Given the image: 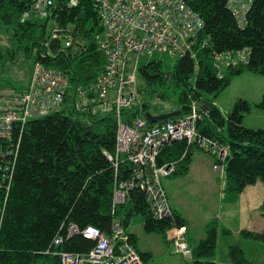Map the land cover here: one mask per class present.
<instances>
[{
	"label": "trees",
	"instance_id": "obj_1",
	"mask_svg": "<svg viewBox=\"0 0 264 264\" xmlns=\"http://www.w3.org/2000/svg\"><path fill=\"white\" fill-rule=\"evenodd\" d=\"M185 1L204 19L203 35L209 39L208 44L198 49L196 57H180L172 69H166L162 61L140 64L135 89L139 85L141 95L146 92L151 96L159 88L173 86L179 90L178 107L173 111L181 112L180 115L188 114L191 105L197 104L202 115L197 122L198 133L228 147L226 160L216 159L215 164L224 166L225 199L235 202L248 186L264 182V129L243 125L245 114L251 110L248 101L238 100L233 110L224 114L213 101L205 99L204 94L217 96L230 85L234 76L245 71L264 75V0H249L241 16L235 14L230 0ZM32 2L0 0V25L12 34L27 55L36 51L34 66L40 62L45 67L64 71L70 79V90L77 84L93 85L104 69L106 57L97 45L96 36L102 26L91 1L79 0L78 6L71 7L69 0H57L50 18L23 21L21 16ZM81 12L85 14L84 20L78 19ZM51 21L53 26L55 23L73 26L74 43L66 46L63 40L61 50L54 48L55 54L49 47L53 38V29H49ZM243 51L246 61L223 70L215 66L214 53L237 55ZM29 87L11 88L26 91ZM158 97L165 99L166 95L159 93ZM138 98V102L124 110L126 122L132 123L149 110L148 97ZM74 104L73 96L67 94L56 111L32 118L14 130L13 141L8 143L14 144L9 157L12 182L0 225V264H60L59 256L53 254L57 251L54 245L58 236L65 239L60 250L90 252L96 242L82 232L66 237L70 223L77 224L81 231L92 226L110 236L115 216L127 230L131 217L141 214L144 229L164 234L170 245L171 228L184 225L188 229L187 221L173 207L172 219H155L144 193L138 188L129 191L126 202L116 207L114 215L115 180L125 181L133 172V165L126 161L117 171L105 153H115L116 116L94 114L90 110L80 113ZM73 114L76 115L73 117ZM195 148L198 149L197 145H188L186 140H177L162 149L158 163L175 161L177 169L172 176L185 175ZM224 231L230 233L228 229ZM128 234L137 247L136 235ZM241 234L246 239L264 242V231L245 229ZM187 236L189 240L188 231ZM218 237L219 224L214 218L207 224L203 239L194 247L189 242L193 259L186 260L187 264H218ZM139 253L142 264H147L151 253L141 250ZM229 255L233 264H256L238 244L229 246Z\"/></svg>",
	"mask_w": 264,
	"mask_h": 264
},
{
	"label": "built area",
	"instance_id": "obj_2",
	"mask_svg": "<svg viewBox=\"0 0 264 264\" xmlns=\"http://www.w3.org/2000/svg\"><path fill=\"white\" fill-rule=\"evenodd\" d=\"M57 0H33L30 8L23 12V21L48 19L54 14ZM101 22L102 29L96 36L99 50L106 57L104 69L91 86L75 85L70 90L69 76L62 70L45 67L37 62L33 69L30 87L19 91L11 87L0 88V225L9 199L13 151L8 145L13 141L14 130L24 126L32 118L49 115L57 110L64 98L73 96L75 108L81 112L114 114L117 120L115 153L105 152L114 162L115 168L122 162L133 165L131 176L125 181L115 180L112 212L127 200L129 191L140 189L155 219L173 216V209L163 185V179L172 176L177 162L160 165L158 157L162 149L177 140H186L188 145H197L201 151L225 161L228 147L208 139L197 131V122L202 118L197 104L190 112L163 123L149 125L140 116L132 123L126 122L123 112L139 101L135 91L137 74L143 55L153 57L159 52L165 57L197 56L199 48L205 47L209 39L203 35L205 22L185 0H90ZM249 0H230L229 5L237 16L244 15ZM79 0H69L76 7ZM59 50L64 40L66 46L74 43L73 26L52 28ZM45 57V55H43ZM246 53H214L215 66L219 70L246 61ZM215 169L224 173L221 163ZM172 219V218H171ZM82 229L70 223L68 234L82 232L96 242L88 253L60 250L65 243L63 236L55 241L53 254L59 256L60 264H142L141 255L132 243L130 235L117 216L114 217L112 234L88 226ZM187 227L176 225L170 229L168 240L173 253L192 261L193 250L189 244ZM47 253H51L48 251Z\"/></svg>",
	"mask_w": 264,
	"mask_h": 264
},
{
	"label": "rangeland",
	"instance_id": "obj_3",
	"mask_svg": "<svg viewBox=\"0 0 264 264\" xmlns=\"http://www.w3.org/2000/svg\"><path fill=\"white\" fill-rule=\"evenodd\" d=\"M52 26L53 22L51 21L50 30ZM19 46L20 43L12 34L0 25V87L9 86L22 89L30 85L36 51H33V54L29 56ZM178 59V57H165L156 52L153 57L143 55L140 62L147 64L150 61H162L166 69H172ZM138 88L141 87L138 85L137 90L135 89L138 96L148 97L150 108L147 113L159 116L177 109L179 90H175L173 86L167 85L164 88H159L151 96L146 95V92L141 95ZM159 93H165L166 98H159ZM204 98L213 101L224 114L232 111L238 100L248 101L251 104V110L245 114L243 125L253 129H264L263 74L245 71L234 76L230 85L217 96L205 93ZM140 117L145 118V114H140ZM223 131L227 135V129L225 128ZM197 151L203 156L213 158L211 154L198 149ZM206 163L205 159H196L193 171L188 175L190 177H186L187 179L182 180V176L163 179V181L168 180L165 186L171 202L175 205L179 204L191 214L197 232L205 225V221L215 216L219 224L216 256L218 264H233L229 255V246L233 244L243 245L248 259L256 264H264V242L246 239L241 234L245 229L254 232L264 231V208L259 209L252 203L248 204L250 201L248 194L245 197L241 196L238 203L234 204L233 201L225 199V174L217 171L214 166H211L213 173L207 172ZM171 181L173 182L169 183ZM259 182L258 189L263 193L264 182ZM242 205H245L247 210ZM212 214L214 216L211 218ZM126 229L136 235L138 247L141 250L151 253L147 264H187V261L181 256L173 253L172 245L164 234L149 233L144 229L141 214L132 216ZM224 229H228L230 233H226Z\"/></svg>",
	"mask_w": 264,
	"mask_h": 264
},
{
	"label": "crops",
	"instance_id": "obj_4",
	"mask_svg": "<svg viewBox=\"0 0 264 264\" xmlns=\"http://www.w3.org/2000/svg\"><path fill=\"white\" fill-rule=\"evenodd\" d=\"M153 115V114H152ZM244 123V122H243ZM200 151V150H199ZM197 151V148H195V151H194V154H193V157H192V161H191V164H190V167H189V171L185 174V175H181V179L184 180L190 173H192L193 171V164H194V161H196V159H205L207 161V167L205 168L207 170V172H211L213 173L211 166H215V162H216V157L211 155L213 158L211 157H206V156H203L202 154H200V152ZM210 155V154H209ZM190 177V176H188ZM168 179V178H166ZM187 179V178H186ZM168 182V180H164L163 181V184L165 186V183ZM173 181L169 182V183H172ZM176 182V180H175ZM259 181L255 184V185H251V186H248L244 191L243 193L239 196V198L237 199V201L233 202L234 203H238L240 197H245V195L248 194V197L250 199V201L248 202L249 203H252L255 207L259 208V209H263L264 208V191L262 193V191H260L258 189V185H259ZM165 189H166V186H165ZM167 194H168V198H169V193L168 191L166 190ZM170 200V198H169ZM170 204L171 206L173 207V209L175 211H177L186 221H187V226H188V235H189V242L190 244L194 247L201 239H203L206 235V226L207 224L213 220L215 218L214 214H212L210 217L213 218L212 219H209L207 221H205V225L200 228V231L197 232L196 231V226H194V219L192 218L191 214L186 210L184 209L183 207H181L179 204L178 205H175L174 203L171 202L170 200ZM244 206V209H246V206L245 205H242ZM216 216H219L216 214ZM209 217V218H210ZM136 245L137 247L139 246V243H138V240H136ZM244 249L245 247L243 245H241ZM139 250H141L139 247H138ZM246 250V249H245ZM143 251V250H141ZM144 252V251H143Z\"/></svg>",
	"mask_w": 264,
	"mask_h": 264
},
{
	"label": "water",
	"instance_id": "obj_5",
	"mask_svg": "<svg viewBox=\"0 0 264 264\" xmlns=\"http://www.w3.org/2000/svg\"><path fill=\"white\" fill-rule=\"evenodd\" d=\"M78 19L79 20H84L85 19V14L83 12H81L78 16ZM49 47L53 50V53H57V51L54 49L55 47L58 48L59 47V43H58V40L57 38H52L50 40V44H49ZM181 114V112H178V111H173V112H170V113H165V114H161L159 116H154L150 113H146L145 114V118L148 122L150 123H157L159 121H163V120H167V119H170L172 117H175V116H179Z\"/></svg>",
	"mask_w": 264,
	"mask_h": 264
}]
</instances>
